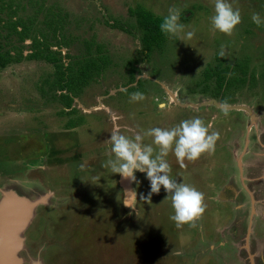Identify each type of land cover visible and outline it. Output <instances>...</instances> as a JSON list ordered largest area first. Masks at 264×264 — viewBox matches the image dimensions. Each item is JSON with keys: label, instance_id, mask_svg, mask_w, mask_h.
Segmentation results:
<instances>
[{"label": "rangeland", "instance_id": "1", "mask_svg": "<svg viewBox=\"0 0 264 264\" xmlns=\"http://www.w3.org/2000/svg\"><path fill=\"white\" fill-rule=\"evenodd\" d=\"M139 4L173 26L151 55ZM0 45L24 54L0 71V200L38 202L22 264H264V0H0Z\"/></svg>", "mask_w": 264, "mask_h": 264}, {"label": "trees", "instance_id": "2", "mask_svg": "<svg viewBox=\"0 0 264 264\" xmlns=\"http://www.w3.org/2000/svg\"><path fill=\"white\" fill-rule=\"evenodd\" d=\"M130 15L131 17H134L137 22V27L139 30H142L143 36H142V45L145 53L147 55H151L153 52H158L162 50L163 44L165 40L167 39V35L172 32L173 26L171 24V20H168L164 17L155 15L153 12L149 11L142 5H137L136 8L130 9ZM52 20L54 17L51 15L48 16ZM50 24H57L56 22H50ZM21 30L19 31V29ZM11 32L14 30L16 34L20 36V40L23 41L25 38L29 37V24L25 22V20H17L16 22L12 23L11 26L8 28ZM10 32V33H11ZM38 40H35L34 46L35 52L31 53L26 58L29 60H35V61H46L48 64H53L57 68L61 69L60 66V60L53 52H48V54H44L42 50H40V47H37ZM89 52L91 49V46H88ZM49 48H47L48 50ZM88 52V53H89ZM97 55L98 60L101 61L102 64L108 65V57L104 55L105 49L103 47H97ZM91 54V53H89ZM24 54H20V56H13L10 51L3 50V47L0 45V71L6 69L12 64L20 63L23 61ZM89 56L86 58L88 59ZM95 61V60H94ZM90 59H88L87 62L84 63V67L81 68L79 71L75 73L70 78V81L68 80V84L65 86L68 88V90H75L78 88V86L82 83H84V80L88 78L90 75V69L98 67V63L94 62ZM223 62L221 61L220 57H216V66L215 67H207L204 71L205 73V82L210 81L213 78H216V81L218 82V87L221 89L223 87L225 77L228 71V67L223 66ZM245 72V71H244ZM243 72V73H244ZM65 73V72H64ZM67 73V72H66ZM65 73V74H66ZM66 79V78H65ZM69 79V77H68ZM132 80H134V77H132ZM238 79L234 78L233 82H236ZM233 82L230 81L232 84ZM210 86H207L205 88V91L209 90ZM220 92V90H219ZM65 97V96H64ZM67 97V96H66Z\"/></svg>", "mask_w": 264, "mask_h": 264}, {"label": "water", "instance_id": "3", "mask_svg": "<svg viewBox=\"0 0 264 264\" xmlns=\"http://www.w3.org/2000/svg\"><path fill=\"white\" fill-rule=\"evenodd\" d=\"M245 110L248 111V109ZM130 176L131 174H125L122 182L127 197L128 195H133L130 187ZM37 205L38 202L31 204L29 200L25 198L18 199L11 192L4 193V201L0 205V264H9L4 262L8 248L13 249L12 254L14 255V259L12 264H22L23 260L18 257V254L23 247V239L21 237L30 223L32 215L31 209L35 208ZM22 206H26V209H23ZM11 212L16 214V220H11L12 216L10 215V217L7 215ZM19 215L23 218L21 220L18 219L17 221ZM32 264L41 263L35 261Z\"/></svg>", "mask_w": 264, "mask_h": 264}, {"label": "flooded vegetation", "instance_id": "4", "mask_svg": "<svg viewBox=\"0 0 264 264\" xmlns=\"http://www.w3.org/2000/svg\"><path fill=\"white\" fill-rule=\"evenodd\" d=\"M244 167V166H243ZM254 177H256V175H254V176H252V177H250L249 179H246L245 178V183H244V185H245V192H248L247 191V188H246V185L248 186V185H251V184H253L252 183V180H255V179H253ZM259 178H260V176H259ZM260 181H261V179H260ZM248 183V184H247ZM242 188L243 187H241V188H236V185L234 184V185H227V188H226V190L224 191V192H222V193H225L226 195H230L229 197H230V199H235L233 196H235L236 195V193H237V191H238V193H240V196H239V198L240 197H244V198H240L241 199V202L244 204V208H245V210H246V213H247V215H248V213L251 211V210H249V209H247L246 208V200H245V203H244V199L246 198L245 197V193L244 194H241V191H242ZM252 203V202H251ZM263 204V203H262ZM262 204H260V205H262ZM243 208V209H244ZM238 219V218H237ZM239 221H241L240 219H239ZM242 222V224H243V221H241ZM235 223V222H234ZM257 230V228H255V230H254V233H253V235L254 234H257L256 231Z\"/></svg>", "mask_w": 264, "mask_h": 264}, {"label": "bare ground", "instance_id": "5", "mask_svg": "<svg viewBox=\"0 0 264 264\" xmlns=\"http://www.w3.org/2000/svg\"><path fill=\"white\" fill-rule=\"evenodd\" d=\"M132 196L133 195H131V196L128 195V199H127L128 200V204L132 203ZM22 208L26 209V206H22ZM7 215H9V216L11 215L12 216V217L10 216L11 220H16L17 216H16L15 213L11 212V213H8ZM22 218L23 217L19 215V217L17 218V221H18V219L21 220ZM12 250H13L12 248H8V252H6V256H5L4 262L9 263V264L13 263L14 255L12 254Z\"/></svg>", "mask_w": 264, "mask_h": 264}, {"label": "crops", "instance_id": "6", "mask_svg": "<svg viewBox=\"0 0 264 264\" xmlns=\"http://www.w3.org/2000/svg\"><path fill=\"white\" fill-rule=\"evenodd\" d=\"M241 151H242V150H241ZM240 168H241V167H240ZM242 174H243V171H242ZM260 184H261V183H260ZM260 184H259V185H260ZM253 191H254V189L251 190V191H249L250 194L253 193ZM223 194H224V193H223ZM223 197H224V196H223ZM224 199H230V197H229V196H226V197H224ZM3 201H4V195H3V197H2L1 200H0V205H1V203H2ZM26 231H27V228H26L25 232H26ZM25 232H24V233H25ZM24 233H23V234H24ZM22 249H23V247H22ZM22 249H21V251H22ZM19 253H20V252H19Z\"/></svg>", "mask_w": 264, "mask_h": 264}]
</instances>
